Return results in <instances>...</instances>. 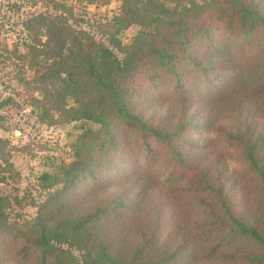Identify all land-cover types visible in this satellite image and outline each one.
I'll return each instance as SVG.
<instances>
[{
  "label": "trees",
  "instance_id": "obj_1",
  "mask_svg": "<svg viewBox=\"0 0 264 264\" xmlns=\"http://www.w3.org/2000/svg\"><path fill=\"white\" fill-rule=\"evenodd\" d=\"M119 1L118 12L107 24L111 29L105 31V41L74 26L62 4L54 5L53 13L33 12L23 21L25 55L39 92V97L33 96L39 119L48 123L85 119L97 124L77 136L73 160L60 166V172L40 175L42 186L61 183V191L75 187L85 179L93 180L102 170L124 165L121 157L128 156L130 149H140L148 160L161 161L172 177L185 169L179 172L185 189L194 192L200 205L209 210L202 225L188 228L182 236V246H190L193 259L264 264V205L252 220H246L234 208L222 169L193 168L182 150L189 144L183 137L191 128L188 109L195 96L206 97V90L218 78L221 81L211 95L222 96L227 88L232 95L240 92L247 98L264 90L263 0H174L173 5L163 0ZM132 24L142 28L129 44H123L118 33ZM230 37L238 40L236 52L221 49L223 56L218 59L191 57L195 45L203 40H210L209 46L216 49L211 41L228 42ZM252 69L258 72L245 83L244 76L251 75ZM238 76L242 78L237 80ZM162 92L174 104L172 122L166 117L156 124L142 120L135 111L138 101ZM67 97L73 104H68ZM236 139L237 155L256 173L264 189V128L249 123ZM3 200L0 197V232L8 236L7 245L15 253L1 250L0 264H169L165 258L145 259L139 246L138 256L133 252L124 258L101 244L96 223L109 217L113 209H121L120 201L111 199L55 224L38 218L26 229L7 221ZM152 230L149 238L154 236ZM240 238L250 241L253 249L244 254L225 251V246ZM63 244L82 250L81 256L74 257ZM199 247L202 252L197 254Z\"/></svg>",
  "mask_w": 264,
  "mask_h": 264
},
{
  "label": "rangeland",
  "instance_id": "obj_2",
  "mask_svg": "<svg viewBox=\"0 0 264 264\" xmlns=\"http://www.w3.org/2000/svg\"><path fill=\"white\" fill-rule=\"evenodd\" d=\"M163 1L167 5L174 2ZM190 1L202 0H181L182 3ZM57 4L65 5L74 26L105 41V31L111 29L107 24L118 12L120 1L0 0V197L4 199L2 207L7 221L26 229L32 228L38 218L47 225L55 224L62 218H73L114 199L123 206L100 219L95 232L103 241L101 244H106L114 255L125 258L134 252L138 256L139 246L148 260L165 258L163 260L169 264H216V260L193 259L190 246H182L186 230L202 225L209 215L195 193L185 189V179L179 176L183 168L172 177L161 161L148 160L136 148L121 157L124 165L102 170L93 180L85 179L63 191L61 183L42 186L40 175L56 174L60 166L72 161L77 136L87 128L97 127L85 119L41 121L40 109L34 105L33 96L39 97V92L31 81L33 69L25 55L22 24L30 13L55 12L53 6ZM260 10L264 16V0ZM141 28L132 24L122 29L118 37L123 44H129ZM209 41L205 39L195 45L191 57L204 55L207 60L218 59L223 56L221 49L235 51L238 44L235 37H230L228 42L217 38L214 43L211 41L217 46L212 49ZM187 67H191L189 59ZM257 72L252 69L251 75L246 73L243 81L249 83ZM241 78L238 76L237 80ZM220 81L221 77L212 83L203 100L201 95L195 96L188 109L186 119L191 128L183 135L189 141L182 148L183 155L193 168L220 167L235 210L246 220H252L258 208L264 205V189L256 173L237 155L236 138L242 136L249 123L264 128V90L247 98L240 96V92L232 95L227 88L222 96L211 95L212 88ZM151 97L138 101L135 111L140 118L151 124L165 117L172 122L174 104L169 94L162 92ZM67 100L69 105L73 104L69 97ZM131 197L134 200H129ZM157 215L159 219L155 221ZM151 229L155 230H152L154 236L149 238ZM7 242L8 236L0 232L1 259L4 258L1 250L15 253ZM67 249L77 258L83 252L73 247ZM224 249L244 254L252 250L253 245L240 238ZM201 252L199 247L197 254Z\"/></svg>",
  "mask_w": 264,
  "mask_h": 264
}]
</instances>
